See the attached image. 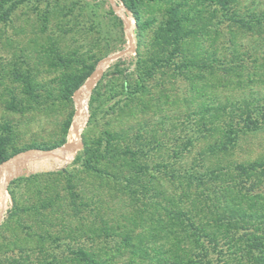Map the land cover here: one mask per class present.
<instances>
[{
    "label": "trees",
    "instance_id": "obj_1",
    "mask_svg": "<svg viewBox=\"0 0 264 264\" xmlns=\"http://www.w3.org/2000/svg\"><path fill=\"white\" fill-rule=\"evenodd\" d=\"M151 1L166 5L165 17L144 41L151 21L137 8L142 0L125 1L140 43L136 87L128 79L122 84V114H132L140 97L154 99L145 81L162 80L165 71L190 81L207 70L232 78L243 72L239 62L259 57L239 50L233 38L225 42L226 55L218 54L216 44L211 53L205 45L207 36L220 40L225 30H246L262 47L264 9L242 11L241 0ZM20 2L0 0V23L12 22ZM49 18L44 15V22ZM52 51L51 66L63 70L56 81L70 98L94 63L79 49L66 56ZM6 76L5 108L40 102L43 82L32 71L15 63ZM255 99L239 113L227 110L225 119L220 111L226 108L210 107L208 117L193 125L103 131L84 138L71 165L15 178L13 204L0 223V264H264V157L229 158L243 135L262 128L264 104ZM90 107L95 115L93 102ZM169 134L174 137L166 141ZM17 151L11 136L0 133V164ZM17 187L25 196L17 197Z\"/></svg>",
    "mask_w": 264,
    "mask_h": 264
},
{
    "label": "rangeland",
    "instance_id": "obj_2",
    "mask_svg": "<svg viewBox=\"0 0 264 264\" xmlns=\"http://www.w3.org/2000/svg\"><path fill=\"white\" fill-rule=\"evenodd\" d=\"M114 1L119 6L118 9L114 7L112 0H22L11 14L12 22L9 25L0 23V133L9 134L11 146L18 149L0 164V172L6 161L26 151H46L67 143L73 145L69 139L76 120L78 97L83 87L90 81L103 58L124 49L130 43L135 45L134 51L107 62L103 65L102 72L94 75V83L90 85L88 94L84 95L87 96V119L79 131L80 136L78 133L82 144L68 149V152L73 150L71 158H66V154L62 157L44 154L9 165H18V169L5 185L7 198L4 208L0 207V212L3 209L1 222L13 204L10 194L12 180L23 175L59 170L71 165L83 150L86 137L93 140L103 131L128 126L164 125L167 128L193 125L194 120L202 116L208 117L210 107L226 108L225 111H220L221 117L225 119L224 113L227 110L239 113L244 109L246 101L255 102L256 97H260V103L264 104V44L259 47L257 38L251 31L225 30L226 35L220 40L207 36L205 48L211 53L218 45V54L226 55L225 42L228 38H233L239 50H253L254 55L259 57L250 59L247 63L239 62L243 72L237 71L232 78L220 79L207 70L201 77L190 81L183 76H175L172 71H165L162 80L145 81L148 87L150 85V92L155 98H151L149 94L147 97H140L141 104L133 108L132 114H122L120 107L126 98L122 92L123 82L128 79L136 87L140 37L136 18L125 5L126 0ZM241 1L242 11L251 7L264 9V0ZM120 8H123L130 20L132 41L127 36V23L125 16L119 12ZM137 8L145 20L151 21V27L145 30L141 39L144 41L153 37L151 33H154L155 26L165 17L166 5L163 2L142 0L137 3ZM44 15L50 17L48 22H44ZM53 46L60 50L61 56L79 49L88 57L87 63H94L92 72L79 87L80 92H77L78 88L70 98L56 81L63 74V70L51 66L56 57L52 51ZM95 59L98 60L94 62ZM15 63L20 64L23 70L32 71L43 82V87L38 90L41 94L40 102L26 109L10 110L3 104L5 97L1 93L7 84L6 75L11 72ZM7 71L9 72L6 74ZM94 96L95 99L92 100ZM91 102L95 115L91 112ZM260 125L261 129L241 137L234 153L229 155L230 159L251 161L264 157V122ZM7 126L8 130L2 129ZM173 137V134H169L166 141ZM194 155L195 151L186 160L191 161ZM15 191L17 197L25 196L23 188L17 187Z\"/></svg>",
    "mask_w": 264,
    "mask_h": 264
},
{
    "label": "bare ground",
    "instance_id": "obj_3",
    "mask_svg": "<svg viewBox=\"0 0 264 264\" xmlns=\"http://www.w3.org/2000/svg\"><path fill=\"white\" fill-rule=\"evenodd\" d=\"M119 12L121 13V15L125 16V20L130 22L129 18L126 17V14H125L123 8H120ZM104 64L106 65L105 62L102 63V68L104 67L103 66ZM92 79H90V81L87 82V84L83 87L82 93L78 97V110H77V113L75 116L76 120H75V124L72 127V132L70 134V139H69L70 143H72L73 145L69 144L67 150L64 153H61L60 155H58L57 157H62L63 154H66L65 155L66 158H71L73 155V150H70L68 152V149L69 148H76L75 144L77 143L76 142L77 139H79L78 133L81 130L83 124L85 123V121L87 119V96L85 97L84 95L88 94V92L90 90V85H91ZM59 160H60V158H59ZM23 161H25V160H23ZM19 162H22V161H19ZM15 163H17V162H15ZM10 164H13V163H10ZM9 165L7 167L2 168V170L0 172V192H1V196H0L1 197V199H0L1 200V203H0L1 206L0 207H3V208L6 204V198H7L6 191H5V185L7 183L8 178L18 169V165H11L10 167H9Z\"/></svg>",
    "mask_w": 264,
    "mask_h": 264
},
{
    "label": "water",
    "instance_id": "obj_4",
    "mask_svg": "<svg viewBox=\"0 0 264 264\" xmlns=\"http://www.w3.org/2000/svg\"><path fill=\"white\" fill-rule=\"evenodd\" d=\"M113 4H114V7L117 9L119 6L117 4H115V1L112 0ZM126 23H127V36L128 38L132 41V38H133V35H132V32L129 30V27H130V22H128L127 20H125ZM135 50V45L133 43H130L127 47H125L124 49L120 50V51H117L111 55H108L107 57L103 58L100 62H99V65H98V68L94 71L93 75L91 76V79L94 77V75H99L101 72H102V63H107L111 60H114L116 58H119L121 56H124L126 55L127 53L131 52V51H134ZM94 83V80L92 79L91 81V84ZM81 90V88H79L77 90V92L79 93ZM80 136V134H79ZM82 144L81 140L78 139L77 143L75 144V147H78ZM68 143L65 144L64 146H60V147H57V148H54V149H51V150H46V151H41V150H37V151H26L24 153H21V154H18L16 155L15 157L13 158H10L8 161H6L4 163V167H7L10 163H15V162H19V161H23V160H26L28 158H31V157H35V156H42L44 154H49L51 156H55L57 157L58 155H60L61 153H64L67 148H68ZM2 217H3V209L2 211L0 212V222L2 220Z\"/></svg>",
    "mask_w": 264,
    "mask_h": 264
}]
</instances>
